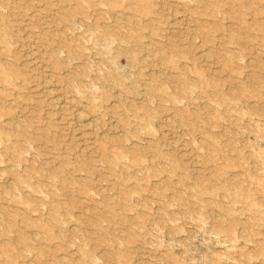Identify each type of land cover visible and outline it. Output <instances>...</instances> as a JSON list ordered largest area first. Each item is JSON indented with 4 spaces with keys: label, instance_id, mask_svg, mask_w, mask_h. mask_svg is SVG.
Listing matches in <instances>:
<instances>
[{
    "label": "rangeland",
    "instance_id": "obj_1",
    "mask_svg": "<svg viewBox=\"0 0 264 264\" xmlns=\"http://www.w3.org/2000/svg\"><path fill=\"white\" fill-rule=\"evenodd\" d=\"M0 264H264V0H0Z\"/></svg>",
    "mask_w": 264,
    "mask_h": 264
},
{
    "label": "bare ground",
    "instance_id": "obj_2",
    "mask_svg": "<svg viewBox=\"0 0 264 264\" xmlns=\"http://www.w3.org/2000/svg\"><path fill=\"white\" fill-rule=\"evenodd\" d=\"M48 91H50V90H48ZM48 91H47V92H48ZM50 92H51V91H50Z\"/></svg>",
    "mask_w": 264,
    "mask_h": 264
}]
</instances>
